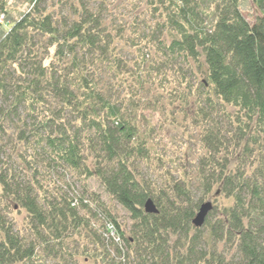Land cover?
<instances>
[{"label": "trees", "instance_id": "1", "mask_svg": "<svg viewBox=\"0 0 264 264\" xmlns=\"http://www.w3.org/2000/svg\"><path fill=\"white\" fill-rule=\"evenodd\" d=\"M252 1L254 22L240 0H208L210 21L197 0H150L164 4L160 36L144 38L155 53L127 60L106 1L0 0L2 17L25 6L0 36V264H264V0ZM160 127L187 139L186 161H167Z\"/></svg>", "mask_w": 264, "mask_h": 264}, {"label": "rangeland", "instance_id": "2", "mask_svg": "<svg viewBox=\"0 0 264 264\" xmlns=\"http://www.w3.org/2000/svg\"><path fill=\"white\" fill-rule=\"evenodd\" d=\"M13 1V0H11ZM108 3V8L106 6V9L108 10V21L114 20L118 26L124 27V41L127 40L128 43H139L138 46L130 47V45H127L123 50L124 58L127 60H134L137 56V58L140 57L141 52H148L150 50L152 53H155L150 48H143L144 46V38L149 37L151 38V35L155 34L160 36L159 32L156 30L159 23H161L164 20V14H162L161 10H156L158 7L161 8L164 6L163 3L157 2L156 4H150V0H103ZM106 2L104 5H106ZM200 9L202 10L201 17L204 21H210L212 18L209 12H212L209 8L208 0H197ZM102 3L99 2L98 4ZM168 4V2H166ZM240 9L246 19H248L250 22H254L257 15H259V11L257 10V7L255 6L254 2L252 0H240ZM14 6H12V11L10 13V16L2 17L0 15V21L2 22V26L0 28V36H3L11 27L13 22L19 17V12H21L25 6L23 7H17V9H13ZM210 23V22H209ZM123 41V42H124ZM118 89V88H117ZM118 91V90H117ZM149 97V96H148ZM147 98V97H146ZM144 99V98H143ZM149 113H152L151 110L146 112V115L148 116ZM162 116L161 113L154 114L151 116L152 120L155 121L156 118L159 119ZM158 128V126H157ZM173 128H169L165 130L164 127L159 128V138L161 139L162 145H165L164 149H166L167 153V161L173 157L174 160L179 161H186V158H182V153L186 151V149L183 151V149L186 147L185 145L182 146L183 141H186L187 139L182 138L181 132L177 133V131L172 130ZM172 130V131H171ZM194 134V131H193ZM182 136V137H181ZM188 147L191 150L190 144ZM164 149L162 152H164ZM189 150V153H190ZM182 152V153H181ZM169 165V164H168ZM145 172L148 173L146 169H144ZM89 188L93 191H96L101 195V198L109 202V197L107 194H105L103 187L95 180V178H90L88 180ZM73 186L75 187L76 191L78 193H82V190L84 189L83 185L81 183H75L73 182ZM94 210H98L99 214L104 215L103 212L100 209H97L96 206L93 204ZM117 213H118V219L124 224L127 221V213L125 210L119 206L116 205ZM13 216H15V219L19 225L22 224L24 221L23 215L21 213H13ZM96 223V221H95ZM125 228V224L123 225ZM109 251L111 252L112 256L115 255V252L113 249L109 248ZM83 261V258H81ZM56 264V259L52 257H42L41 261L38 260V264ZM89 264H94L93 261H89Z\"/></svg>", "mask_w": 264, "mask_h": 264}, {"label": "water", "instance_id": "3", "mask_svg": "<svg viewBox=\"0 0 264 264\" xmlns=\"http://www.w3.org/2000/svg\"><path fill=\"white\" fill-rule=\"evenodd\" d=\"M213 203L212 201L204 202L193 219V223L196 226H202L205 222L206 216L208 215L209 211L212 209ZM145 210L150 213H157L159 211L156 203L152 198L147 199L145 202Z\"/></svg>", "mask_w": 264, "mask_h": 264}, {"label": "built area", "instance_id": "4", "mask_svg": "<svg viewBox=\"0 0 264 264\" xmlns=\"http://www.w3.org/2000/svg\"><path fill=\"white\" fill-rule=\"evenodd\" d=\"M112 232L115 233V230L112 228Z\"/></svg>", "mask_w": 264, "mask_h": 264}]
</instances>
